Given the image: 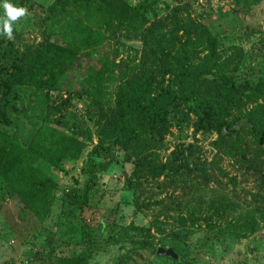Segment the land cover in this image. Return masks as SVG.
Segmentation results:
<instances>
[{
    "label": "rangeland",
    "instance_id": "1",
    "mask_svg": "<svg viewBox=\"0 0 264 264\" xmlns=\"http://www.w3.org/2000/svg\"><path fill=\"white\" fill-rule=\"evenodd\" d=\"M53 1L15 0V7L26 8L27 14L12 24V39L0 34V68L9 67L25 46L40 43V20ZM123 1L135 7L142 4L147 10L145 26L160 21L165 31L172 13L182 21L188 15L217 42L220 62L234 70L236 83L253 85L264 75V0ZM30 2L34 3L31 11ZM4 3L0 2V24ZM46 30L52 42L65 47L79 44L85 37L78 35L79 29L73 28L62 11L51 17ZM196 53L202 58L205 51L196 49ZM108 54L115 56L109 71L99 80H90L87 75ZM75 60L78 67L64 74L50 90L11 86L2 100L6 109L1 133L24 145L46 125L85 140L86 147L76 159L62 162L58 168L39 165L56 183L43 220L25 209L17 191L0 179V264H40L55 256L85 253L90 255L87 264H173L157 258L156 248L172 249L188 264H264V221L257 214L264 213V184L253 169L216 149V133L194 130L191 116L184 119L180 130L173 121L162 123L157 137L143 127L127 153H116L111 163L101 164L84 211L90 235L87 240L82 238L77 213L64 198L69 188L81 183L80 168L97 141V130L110 118L117 87L146 69V63L141 41L126 39L122 32L113 30L105 33L102 45L81 50ZM161 83L156 77L153 90ZM258 104L260 101L244 102L233 116ZM178 144L199 150L200 159L208 164L209 181L197 179L176 186L156 175L168 164ZM248 150L253 157L254 149ZM146 166L157 172L148 173ZM220 204L232 208L225 212L217 209L214 215ZM249 216L256 218L254 232L235 237L234 227ZM179 218L187 221H177ZM51 250L55 254L49 256Z\"/></svg>",
    "mask_w": 264,
    "mask_h": 264
},
{
    "label": "trees",
    "instance_id": "2",
    "mask_svg": "<svg viewBox=\"0 0 264 264\" xmlns=\"http://www.w3.org/2000/svg\"><path fill=\"white\" fill-rule=\"evenodd\" d=\"M7 2L15 6V0ZM33 4L28 5L30 11ZM44 11L40 20V43L25 46L17 52L9 67L0 68V123L6 109L2 100L11 86L50 90L64 74L78 67L77 53L102 45L104 35L109 31L122 32L126 39L138 38L146 63V69L117 87L110 118L97 130V141L86 153L80 168L81 183L69 188L64 198L68 207L77 213L84 240L90 235L84 211L89 206L101 164L111 163L116 153H127L146 126L152 137H157L162 123L173 121L180 130L184 119L191 116L195 120L194 130L216 133V149L238 164L253 169L264 184V75L253 85L236 83L234 70L223 67L216 52L217 42L203 26L195 25L188 15L183 21L179 20L175 13L166 20V31L160 21L145 26V7L142 4L130 6L123 0H54ZM60 11L71 19L73 28L79 29L78 35L85 34L79 44L65 47L51 41L46 23ZM1 18H5L4 11ZM196 49L205 51L202 58L197 56L198 53L194 55ZM193 55L194 62L191 60ZM114 57L108 54L100 59L98 68L87 75L89 79L102 78ZM156 77H160L162 83L154 91ZM84 82L87 84L86 80ZM256 101L260 104L233 116V111L244 102ZM85 147V140L46 125L24 145L0 132V179L17 191L15 194L25 209L43 220L54 198L56 183L39 165L44 163L58 168L62 162L76 159ZM248 149H254L253 157ZM255 160L259 161L258 165ZM145 169L148 173L156 171L152 166ZM207 170L208 164L200 159L195 146L178 144L171 151L168 164L160 167L156 175H163L171 183L181 186L197 179L209 181L211 176ZM231 208L232 205L220 204L214 215L218 213L217 209L225 212ZM258 212L264 221V213ZM177 221L185 223L187 220L179 218ZM190 223L196 227L194 222ZM256 223V218L247 217L234 227L235 237L252 234ZM54 254L51 250L49 256ZM36 256L41 259V253ZM89 256L88 253L55 256L40 264H87ZM155 256L173 264H188L178 255L177 260Z\"/></svg>",
    "mask_w": 264,
    "mask_h": 264
},
{
    "label": "clouds",
    "instance_id": "3",
    "mask_svg": "<svg viewBox=\"0 0 264 264\" xmlns=\"http://www.w3.org/2000/svg\"><path fill=\"white\" fill-rule=\"evenodd\" d=\"M5 18H2V27L0 33L6 34L8 39L13 38L12 24L27 14V9L24 7H15L5 0L3 4Z\"/></svg>",
    "mask_w": 264,
    "mask_h": 264
},
{
    "label": "water",
    "instance_id": "4",
    "mask_svg": "<svg viewBox=\"0 0 264 264\" xmlns=\"http://www.w3.org/2000/svg\"><path fill=\"white\" fill-rule=\"evenodd\" d=\"M155 254L160 257H168L177 260L178 256L171 249L157 248Z\"/></svg>",
    "mask_w": 264,
    "mask_h": 264
}]
</instances>
